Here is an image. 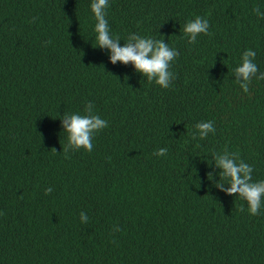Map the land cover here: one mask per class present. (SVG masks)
I'll return each instance as SVG.
<instances>
[{"label":"trees","instance_id":"1","mask_svg":"<svg viewBox=\"0 0 264 264\" xmlns=\"http://www.w3.org/2000/svg\"><path fill=\"white\" fill-rule=\"evenodd\" d=\"M91 3L0 0V264H264V197L250 215L216 165L238 153L264 181V0H108L121 47L137 34L179 52L167 89L111 62ZM197 16L211 35L189 44ZM89 102L108 127L66 156L63 117Z\"/></svg>","mask_w":264,"mask_h":264},{"label":"clouds","instance_id":"2","mask_svg":"<svg viewBox=\"0 0 264 264\" xmlns=\"http://www.w3.org/2000/svg\"><path fill=\"white\" fill-rule=\"evenodd\" d=\"M91 11L96 20L95 32L96 41L99 47L107 48L111 52L110 60L113 64L117 61L122 64L131 63L137 72L147 78L149 82H155L161 88L167 89L174 75L169 68L171 63L178 58L179 52L175 48H170L164 39H153L150 37H141L134 34L127 38L126 44L121 47L119 38H113L110 34L106 9L109 7L108 0H92L90 5ZM258 17L264 18L259 7L254 8ZM209 21L197 16L194 20L188 21L183 29L187 42L195 44L197 37L201 34L211 35L209 32ZM256 52L246 50L241 57V64L234 69L235 74L243 79L240 88L245 93L249 91V85L255 76L258 67L253 62ZM257 80H264V72L256 77ZM93 105L89 102L85 106V115L65 114L63 117V128L68 133V145L64 151L67 156L69 149L79 150L83 148L87 152L93 150L92 139L95 133L108 127V121L93 114ZM199 138L205 139L208 134L215 133L216 129L212 121L200 122L196 124ZM195 138V135L194 137ZM157 156H165L166 148H160L156 153ZM216 165L222 172L221 179H227L230 187L224 188L223 183H218L223 191L229 195L239 196L245 200L248 205V212L252 216L259 214L264 197V181L253 182V167L239 158L238 153H230L225 150L223 155L216 157ZM209 177L211 174L209 173ZM52 192V188L45 189V194ZM243 211V208L240 209ZM82 215V213H81ZM118 230V229H117Z\"/></svg>","mask_w":264,"mask_h":264}]
</instances>
